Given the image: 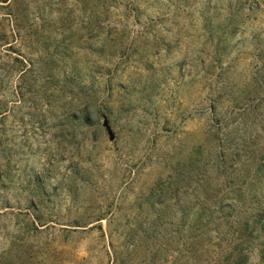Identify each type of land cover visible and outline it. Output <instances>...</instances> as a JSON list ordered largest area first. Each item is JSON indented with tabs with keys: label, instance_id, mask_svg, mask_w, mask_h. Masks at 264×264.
Here are the masks:
<instances>
[{
	"label": "rangeland",
	"instance_id": "rangeland-1",
	"mask_svg": "<svg viewBox=\"0 0 264 264\" xmlns=\"http://www.w3.org/2000/svg\"><path fill=\"white\" fill-rule=\"evenodd\" d=\"M0 264H264V0H0Z\"/></svg>",
	"mask_w": 264,
	"mask_h": 264
}]
</instances>
